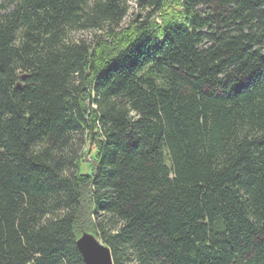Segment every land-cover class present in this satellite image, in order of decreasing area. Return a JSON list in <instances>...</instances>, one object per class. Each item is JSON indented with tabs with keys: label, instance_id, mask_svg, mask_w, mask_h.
Returning <instances> with one entry per match:
<instances>
[{
	"label": "trees",
	"instance_id": "16d2710c",
	"mask_svg": "<svg viewBox=\"0 0 264 264\" xmlns=\"http://www.w3.org/2000/svg\"><path fill=\"white\" fill-rule=\"evenodd\" d=\"M82 233L264 264V0L1 2L0 264H84Z\"/></svg>",
	"mask_w": 264,
	"mask_h": 264
},
{
	"label": "water",
	"instance_id": "95a60500",
	"mask_svg": "<svg viewBox=\"0 0 264 264\" xmlns=\"http://www.w3.org/2000/svg\"><path fill=\"white\" fill-rule=\"evenodd\" d=\"M76 244L84 264H113L109 248L95 235L82 233Z\"/></svg>",
	"mask_w": 264,
	"mask_h": 264
},
{
	"label": "rangeland",
	"instance_id": "374dc122",
	"mask_svg": "<svg viewBox=\"0 0 264 264\" xmlns=\"http://www.w3.org/2000/svg\"><path fill=\"white\" fill-rule=\"evenodd\" d=\"M3 1H10V0H0V4H1V2H3ZM130 6H131V9H130V15L127 17V19L125 20V23H124V25L126 26V25H128L129 23H130V21L134 18V16L135 15H138V17H140L142 14H143V12H137L138 10H137V8L134 6L135 5V3L133 2V1H131L130 3ZM88 152V154L85 156V158H84V164H85V168H86V165H88V164H90V165H93V163H92V157H90V156H92L93 155V153H94V151H95V149L92 147H90V146H86L85 147V152ZM87 162V163H86Z\"/></svg>",
	"mask_w": 264,
	"mask_h": 264
}]
</instances>
